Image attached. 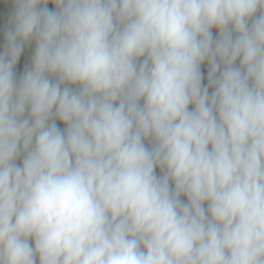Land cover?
Instances as JSON below:
<instances>
[{"label":"clouds","instance_id":"9594fccd","mask_svg":"<svg viewBox=\"0 0 264 264\" xmlns=\"http://www.w3.org/2000/svg\"><path fill=\"white\" fill-rule=\"evenodd\" d=\"M0 8V264H264V0Z\"/></svg>","mask_w":264,"mask_h":264},{"label":"crops","instance_id":"0c3cea01","mask_svg":"<svg viewBox=\"0 0 264 264\" xmlns=\"http://www.w3.org/2000/svg\"><path fill=\"white\" fill-rule=\"evenodd\" d=\"M8 9L0 8V20L3 19V16L7 13ZM3 42V33L2 28H0V44ZM30 57V50H26L24 56L22 57L21 66L28 61Z\"/></svg>","mask_w":264,"mask_h":264}]
</instances>
